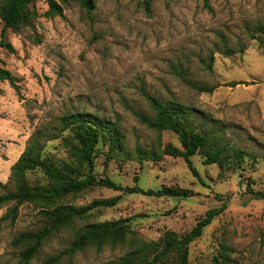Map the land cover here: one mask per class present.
Wrapping results in <instances>:
<instances>
[{
    "label": "rangeland",
    "instance_id": "rangeland-1",
    "mask_svg": "<svg viewBox=\"0 0 264 264\" xmlns=\"http://www.w3.org/2000/svg\"><path fill=\"white\" fill-rule=\"evenodd\" d=\"M139 1L94 0L90 14L69 3L62 6L60 16L48 18L42 15L45 1L36 0L39 15L33 29L5 30L15 52L0 48V66L17 78V90L0 81V182L7 181L10 165L29 135L69 112H95L116 120L130 152L136 145H155L156 133L141 125L129 108L150 113L141 90L162 100L172 98L197 109L223 130L231 144L249 153L238 168L217 176L215 164H203L194 154L191 163L204 181L201 184L181 157L141 161L114 157L105 165V145L100 144L94 158L96 177L108 176L120 186L136 184L144 189L175 185L189 189L191 195L155 197L92 187L72 203L118 195L113 206L93 209L88 220L126 218L149 239L164 230L183 234L207 209L224 204L188 244V264H211L220 241L230 248L235 264H264V202L251 198L246 190L247 183L264 190V48L247 34L264 23V0H207L206 4L152 0L148 10ZM31 35L39 42L34 43ZM221 40L232 50L229 55L221 52ZM209 55L207 70L201 61ZM173 66L195 81L214 85L213 90L189 89L172 74ZM160 143L179 146L176 135L166 130L160 133ZM44 151L66 158L59 139L48 140ZM4 210L0 207V215ZM37 222L36 209L28 203L18 207L12 223L0 221V264H19L11 240ZM70 236L67 230L52 235L30 264L66 247ZM124 250L107 245L85 248L61 264H112Z\"/></svg>",
    "mask_w": 264,
    "mask_h": 264
},
{
    "label": "trees",
    "instance_id": "trees-1",
    "mask_svg": "<svg viewBox=\"0 0 264 264\" xmlns=\"http://www.w3.org/2000/svg\"><path fill=\"white\" fill-rule=\"evenodd\" d=\"M36 0H0V48L9 53L15 49L5 37V30L22 32L33 29V23L39 15L35 8ZM46 9L43 16L51 18L62 14V6L77 4L86 14L94 7V0H44ZM152 0H140L139 3L149 9ZM204 4L207 0H203ZM248 37L264 48V23L256 24L247 30ZM34 43L39 38L31 35ZM238 45V51L243 50ZM221 52L229 55L232 50L221 40ZM211 55L203 66L210 70ZM172 74L189 89L197 93L211 92L214 85H208L190 78L182 68L172 67ZM0 81H6L17 90V78L6 68L0 66ZM235 82H231V85ZM150 113L129 108L136 120L147 129L156 133L155 145L148 148L136 145L132 152L125 147V137L116 120L99 116L95 112L74 111L57 117L52 124L41 126L27 138L25 145L10 165L7 181L0 182V207L5 210L0 221L12 223L18 207L28 203L36 209L38 222L32 229L17 233L11 245L17 249L19 264H30L31 259L40 251L43 244L60 230L71 233L67 246L44 256L38 264H61L76 252L85 248L99 249L103 246H124V252L112 264H188V244L199 237L203 228L217 216L222 207L207 209L195 224L185 233L178 235L172 230H164L156 239L143 237L134 230L126 218L89 221L91 211L99 207L113 206L118 195L95 198L83 205L72 203V199L92 187H105L122 190L124 193H141L155 197H186L191 195L187 188L175 185H162L156 189L140 188L138 185L120 186L108 176L96 177L93 173L94 158L100 144L104 164L114 157H135L158 160L163 155L181 157L192 176L204 184L191 163V156L198 154L203 164H215L217 176H223L227 170L238 168L242 158L249 154L242 148L231 144L223 130L195 108L177 102L175 99H160L144 90L140 91ZM173 132L179 146L160 143L161 131ZM66 133L63 134V132ZM59 139L66 158H55L45 152L48 140ZM138 180L137 176L133 181ZM251 198L264 202V190H254L246 184ZM70 199V200H69ZM69 264V261L66 263ZM211 264H235L230 256V248L222 241L211 259Z\"/></svg>",
    "mask_w": 264,
    "mask_h": 264
}]
</instances>
